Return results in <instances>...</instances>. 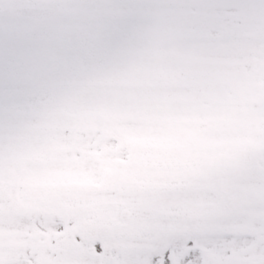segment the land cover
<instances>
[{"label":"snow or ice","instance_id":"1","mask_svg":"<svg viewBox=\"0 0 264 264\" xmlns=\"http://www.w3.org/2000/svg\"><path fill=\"white\" fill-rule=\"evenodd\" d=\"M0 264H264V0H0Z\"/></svg>","mask_w":264,"mask_h":264}]
</instances>
